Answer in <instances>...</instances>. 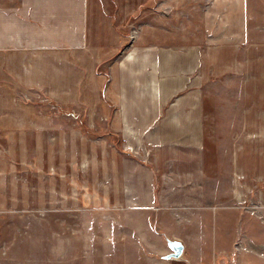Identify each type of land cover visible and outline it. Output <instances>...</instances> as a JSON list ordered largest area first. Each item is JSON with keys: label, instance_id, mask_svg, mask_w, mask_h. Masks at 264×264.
<instances>
[{"label": "rangeland", "instance_id": "rangeland-1", "mask_svg": "<svg viewBox=\"0 0 264 264\" xmlns=\"http://www.w3.org/2000/svg\"><path fill=\"white\" fill-rule=\"evenodd\" d=\"M151 1L105 0L114 7L110 21L116 33L91 34L87 26V41L103 43L99 54L106 53L107 59L100 61L96 73L107 82L108 64L146 38L148 10L158 15L157 28L173 30L171 37L180 33L174 24L180 10L189 22L188 39L198 34L196 23L209 27L201 34L204 64L196 67V82L187 89L203 95L208 113L210 184L204 203L198 208L126 209L114 194L113 131L88 107L52 96L57 73L48 72L46 80L36 75L35 87L11 85L9 79L15 76L1 61L10 53L25 52L4 44L0 104L10 109L12 124L36 121L43 130L36 143L0 144V264H264V131L230 130L225 121L228 110L242 115L236 101L242 97V74L264 70V47H259L264 43V0ZM79 4L82 0H0V27L11 19L18 23L19 17L27 25L30 20L41 25L34 42L42 49L26 51L27 63L60 65L68 52L75 58L83 54L90 63L87 48L68 51L64 46L68 24L74 25L71 31L75 27L73 43L82 39L85 17ZM24 37L28 46L35 35L26 29ZM247 37L257 45L251 48V66L244 63ZM209 45L215 48L209 50ZM79 74L82 81L81 70ZM238 76L240 83H233ZM51 80L56 81L53 86ZM170 241L184 244L180 258H165L173 252Z\"/></svg>", "mask_w": 264, "mask_h": 264}, {"label": "crops", "instance_id": "crops-1", "mask_svg": "<svg viewBox=\"0 0 264 264\" xmlns=\"http://www.w3.org/2000/svg\"><path fill=\"white\" fill-rule=\"evenodd\" d=\"M157 2L152 0L151 4L155 5ZM134 3L137 5L138 1ZM79 8L86 21L81 26L82 39L79 38V43H73L71 33L75 31V27L71 31V26L74 25L68 24V38L64 46L68 51L90 50V63L83 54L75 58L69 52L67 59L62 60L60 65H46L43 61L27 63L26 51L42 49L40 44L34 42L41 34V25L32 23L31 20L27 25L24 22L26 18L19 17L18 23L11 19L7 25L0 27V47L8 44L25 52L22 55L10 53L7 60L1 61L15 76L14 79H9L11 85L16 87L29 84L35 87L36 75L46 80L48 72L51 75L57 73V93L52 95L56 100L88 107L91 114L101 116L113 131L116 140L113 148L114 194L126 209L202 206L210 184L207 181L205 157L208 113L203 104V95L197 90L191 92L187 89H192V84L196 82L197 73L192 74L196 67L202 69L204 64L205 44L203 46L201 43V34L202 28L203 33H207L205 30L209 27L202 25V22L200 25L196 23V29L200 27L199 32L194 38L188 39L186 29L189 22L183 21L185 11L179 9V14L177 12V16H174L177 19L174 24H177L176 28L180 33L178 37H171L173 30L157 28L159 25H156L155 16L158 15L155 11L148 10L146 38H140V44L127 49L122 56L108 64L106 73L110 79L106 82V76L98 75L96 69L102 59H107V54H99L103 46L101 38L97 43L90 44L87 41V26L91 34L103 36L112 31L116 33L110 21L114 7L106 5L105 0H82ZM196 14L193 13L195 20ZM125 17L130 18L128 15ZM164 24L163 22L162 25ZM78 26L80 30V25ZM26 29L35 35L28 46L24 37ZM247 33L249 36V31ZM120 39L118 37L117 41ZM173 43L176 45H172ZM188 44L191 45L187 46ZM245 45L244 54L248 58L244 63L248 62L251 66V48H257V45L252 44L248 37ZM259 45L264 47V43ZM138 46L145 47L139 49ZM116 47L115 44L114 48ZM206 48L210 50L215 47L209 45ZM80 70L82 81H79ZM237 79L235 81L234 77L233 83H240V76ZM241 79L242 97L237 96L236 101L239 102L238 111L240 104L242 106V115L228 110L225 117L227 128L264 131V70L252 75L244 73ZM49 82L53 86L56 81ZM59 90L61 94L58 93ZM231 90L228 87L230 97L234 95ZM228 103H231L229 98ZM237 116L239 118L235 119ZM42 130V124L36 121L27 123L19 120L12 124L10 109L0 104V144L10 145L12 141L23 144L28 139L36 143L42 138ZM103 139L101 137L100 140L106 142Z\"/></svg>", "mask_w": 264, "mask_h": 264}, {"label": "water", "instance_id": "water-1", "mask_svg": "<svg viewBox=\"0 0 264 264\" xmlns=\"http://www.w3.org/2000/svg\"><path fill=\"white\" fill-rule=\"evenodd\" d=\"M170 248L173 250V252L167 256H165L166 259H172V258H180L184 253V245L179 241H170L169 242Z\"/></svg>", "mask_w": 264, "mask_h": 264}]
</instances>
